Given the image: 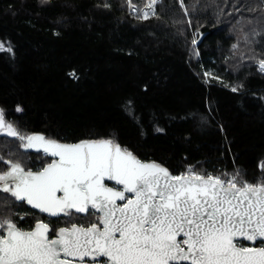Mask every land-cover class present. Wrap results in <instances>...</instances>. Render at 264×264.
Returning a JSON list of instances; mask_svg holds the SVG:
<instances>
[{
  "label": "trees",
  "instance_id": "trees-1",
  "mask_svg": "<svg viewBox=\"0 0 264 264\" xmlns=\"http://www.w3.org/2000/svg\"><path fill=\"white\" fill-rule=\"evenodd\" d=\"M184 4L187 15L179 0H161L144 20L128 0H0V43L12 47L0 52L6 119L62 142L114 139L172 174L240 169L255 183L264 0Z\"/></svg>",
  "mask_w": 264,
  "mask_h": 264
},
{
  "label": "snow or ice",
  "instance_id": "snow-or-ice-1",
  "mask_svg": "<svg viewBox=\"0 0 264 264\" xmlns=\"http://www.w3.org/2000/svg\"><path fill=\"white\" fill-rule=\"evenodd\" d=\"M158 2L132 11L147 20ZM2 51L12 47L0 43ZM258 64L264 72V60ZM0 137L52 158L33 171L0 155L7 166L0 194H8L0 195V264H264V161L255 183L240 169L213 175L189 167L175 175L114 139L61 143L26 134L3 109ZM16 202L66 218V226L37 220L25 230L12 219Z\"/></svg>",
  "mask_w": 264,
  "mask_h": 264
},
{
  "label": "flooded vegetation",
  "instance_id": "flooded-vegetation-1",
  "mask_svg": "<svg viewBox=\"0 0 264 264\" xmlns=\"http://www.w3.org/2000/svg\"><path fill=\"white\" fill-rule=\"evenodd\" d=\"M37 133L38 132H31L28 134H37ZM44 136L46 138H49L46 135ZM49 139H52V138H49ZM59 142H62V141H59ZM62 143H68V142H62ZM74 143H77V142H74ZM0 147L14 150L16 152L15 154H9V153L3 154L2 153L0 155L4 156L6 159H11L13 161L21 162V164L26 167V170L30 168L31 170L36 171L39 168H41L45 164L46 161H50L52 159L51 157L44 156L42 152L38 153L35 150H31V149L25 151L24 149L19 147V141L14 140V138H11V137H8V138L0 137ZM6 168H7L6 165H0V170H6ZM175 175H179V174H175ZM106 183H108L109 186H114V182H106ZM116 187H119V186H116ZM0 195L6 196L8 194H0ZM12 211L14 213L12 215V219L17 222L19 227H22L25 230H28L34 227L37 220H43L44 222L49 223L50 227L57 228V229L59 227L66 226V218L49 217L45 213H40L37 209H32L29 205H27L24 202H16L15 205L12 206ZM21 216H23V219H21ZM80 222L87 223V221L85 220H81ZM242 243L245 246L250 245V242L248 241H242ZM259 243L260 242H258L256 246H259Z\"/></svg>",
  "mask_w": 264,
  "mask_h": 264
},
{
  "label": "built area",
  "instance_id": "built-area-1",
  "mask_svg": "<svg viewBox=\"0 0 264 264\" xmlns=\"http://www.w3.org/2000/svg\"><path fill=\"white\" fill-rule=\"evenodd\" d=\"M160 2H161V0H159V2L154 6L155 9H156V11H157V7H158V5H159ZM147 3H148V0H144L143 5H142L141 7H138V6H137L135 3H133L132 0H131V5H130L129 2H128V8H129V11L133 13V11H132V6H135L136 9L149 10V9H147V8L145 7ZM139 14L142 15V13H139Z\"/></svg>",
  "mask_w": 264,
  "mask_h": 264
},
{
  "label": "water",
  "instance_id": "water-1",
  "mask_svg": "<svg viewBox=\"0 0 264 264\" xmlns=\"http://www.w3.org/2000/svg\"><path fill=\"white\" fill-rule=\"evenodd\" d=\"M37 134H39V135H43V134H41V133H37ZM102 139H104V138H102ZM87 140H99V139H87ZM82 141H84V140H82ZM59 142V141H58ZM79 142H81V141H79ZM62 143V142H61ZM78 143V142H77ZM32 150V149H31ZM139 158V157H138ZM140 159V158H139ZM143 161V160H142ZM144 162H151V161H144Z\"/></svg>",
  "mask_w": 264,
  "mask_h": 264
},
{
  "label": "bare ground",
  "instance_id": "bare-ground-1",
  "mask_svg": "<svg viewBox=\"0 0 264 264\" xmlns=\"http://www.w3.org/2000/svg\"><path fill=\"white\" fill-rule=\"evenodd\" d=\"M137 14H139V13H137Z\"/></svg>",
  "mask_w": 264,
  "mask_h": 264
},
{
  "label": "rangeland",
  "instance_id": "rangeland-1",
  "mask_svg": "<svg viewBox=\"0 0 264 264\" xmlns=\"http://www.w3.org/2000/svg\"><path fill=\"white\" fill-rule=\"evenodd\" d=\"M180 1V0H179Z\"/></svg>",
  "mask_w": 264,
  "mask_h": 264
}]
</instances>
